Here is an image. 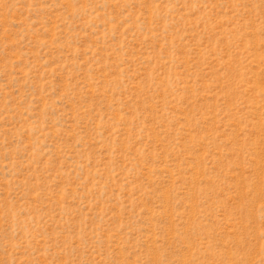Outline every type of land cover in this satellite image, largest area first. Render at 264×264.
<instances>
[{"label":"rangeland","instance_id":"obj_1","mask_svg":"<svg viewBox=\"0 0 264 264\" xmlns=\"http://www.w3.org/2000/svg\"><path fill=\"white\" fill-rule=\"evenodd\" d=\"M0 264H264V0H0Z\"/></svg>","mask_w":264,"mask_h":264}]
</instances>
